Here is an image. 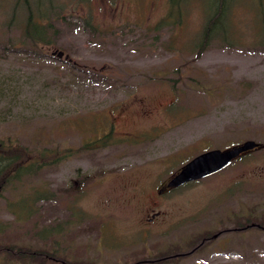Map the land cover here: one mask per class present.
Returning a JSON list of instances; mask_svg holds the SVG:
<instances>
[{"label":"rangeland","instance_id":"1","mask_svg":"<svg viewBox=\"0 0 264 264\" xmlns=\"http://www.w3.org/2000/svg\"><path fill=\"white\" fill-rule=\"evenodd\" d=\"M219 2L0 0V141L50 152L0 187V264H264V0H225L230 42L197 53Z\"/></svg>","mask_w":264,"mask_h":264},{"label":"trees","instance_id":"2","mask_svg":"<svg viewBox=\"0 0 264 264\" xmlns=\"http://www.w3.org/2000/svg\"><path fill=\"white\" fill-rule=\"evenodd\" d=\"M219 1V4L215 7V12L206 17L201 32L199 33L197 53L205 50L215 39H220L222 42H230L227 27L228 16L225 12L226 7L224 5L225 0ZM26 18L27 35L30 34L32 37L41 40L46 44L51 43L50 37H48L46 34L45 27L39 23H35L32 20L31 12ZM224 23L226 26H222ZM224 27H227V29ZM34 153L36 155L35 160L32 158V152L18 143L12 142L10 140L0 141V187H4L11 179L20 180L22 175H24L27 170L37 172V170L49 163L46 161L47 155H50V152L47 148L35 149ZM51 154H57V152H52ZM57 159L58 158H55V160ZM5 248L10 252H17L19 258H27L26 254L32 253L29 252L28 249H23L21 247H18L17 250L12 247ZM195 249L197 248L194 247L192 250ZM174 256L165 255L164 258H172Z\"/></svg>","mask_w":264,"mask_h":264},{"label":"water","instance_id":"3","mask_svg":"<svg viewBox=\"0 0 264 264\" xmlns=\"http://www.w3.org/2000/svg\"><path fill=\"white\" fill-rule=\"evenodd\" d=\"M56 55L61 57L64 53L59 51ZM65 58H68V55H65ZM258 146L259 143L254 140H246L224 150L213 148L203 151L192 157L177 172L172 174L160 191L165 188H176L221 171L229 166L235 158L256 149Z\"/></svg>","mask_w":264,"mask_h":264},{"label":"flooded vegetation","instance_id":"4","mask_svg":"<svg viewBox=\"0 0 264 264\" xmlns=\"http://www.w3.org/2000/svg\"><path fill=\"white\" fill-rule=\"evenodd\" d=\"M180 187V186H179ZM165 189H169V188H165ZM156 214L158 213H154L148 220H151ZM47 259H50V260H57L56 258H54L53 256L51 255H46ZM58 261L61 263V264H66V261H64L63 259H58ZM138 262V261H137ZM137 262H135L134 264H136ZM139 262H142V260H140Z\"/></svg>","mask_w":264,"mask_h":264}]
</instances>
